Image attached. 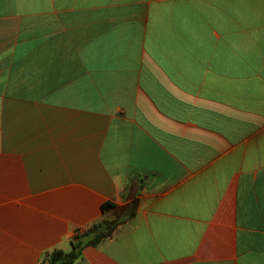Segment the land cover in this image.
Instances as JSON below:
<instances>
[{
	"label": "crops",
	"instance_id": "crops-1",
	"mask_svg": "<svg viewBox=\"0 0 264 264\" xmlns=\"http://www.w3.org/2000/svg\"><path fill=\"white\" fill-rule=\"evenodd\" d=\"M264 264V0H0V264Z\"/></svg>",
	"mask_w": 264,
	"mask_h": 264
},
{
	"label": "trees",
	"instance_id": "trees-1",
	"mask_svg": "<svg viewBox=\"0 0 264 264\" xmlns=\"http://www.w3.org/2000/svg\"><path fill=\"white\" fill-rule=\"evenodd\" d=\"M138 202L139 199L134 198L130 203L120 209L111 202L103 203V212L115 210L114 217L103 219L84 231L79 230L71 241V251H52L48 255V264H74L81 257L85 247L99 245L104 240L111 238L119 226L132 220L136 215Z\"/></svg>",
	"mask_w": 264,
	"mask_h": 264
}]
</instances>
